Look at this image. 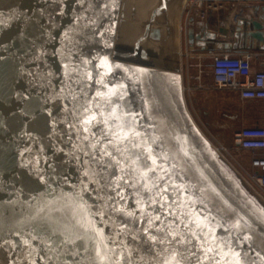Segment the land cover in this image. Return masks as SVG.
<instances>
[{
	"label": "water",
	"instance_id": "1",
	"mask_svg": "<svg viewBox=\"0 0 264 264\" xmlns=\"http://www.w3.org/2000/svg\"><path fill=\"white\" fill-rule=\"evenodd\" d=\"M184 4L185 0H0V264H29L26 246L15 231L26 234L41 217L68 219L72 208L61 197L88 183L82 162L89 157L78 150L79 141L64 120L65 116L72 120L73 95L79 104L85 95L91 99L102 89L96 83L104 71L97 66V56L108 57L113 65L105 83L127 86L123 100L113 99L137 114V130L146 134L154 154L168 156L165 166L175 165L174 174L186 184L189 197L198 200L196 207L221 222L220 235H226L230 217H245V232L232 230L233 239L250 235L241 246L245 264H264V201L187 107L181 75ZM257 11L261 14L256 18H236L230 40L204 29L190 30V48L231 51L245 48V40H256L264 49V5L255 7ZM85 59L92 63L84 65ZM86 71L93 74L92 80L85 79ZM49 111L58 123L53 124ZM100 127L93 130L99 134ZM35 157L40 160L39 173L35 164L28 163ZM158 162L165 164L162 158ZM93 188L89 184L83 191V200L94 206L90 209L94 222L110 235L115 232L113 222L128 223L120 240L134 249L135 264H159L166 248L179 247L183 252L185 246L175 241L152 242L140 231L139 221L131 223L122 214L110 220L96 217L101 200ZM152 232L163 238V233ZM4 241H15L17 246ZM33 243L43 247L38 240ZM185 261L195 264L196 257L185 253Z\"/></svg>",
	"mask_w": 264,
	"mask_h": 264
},
{
	"label": "snow or ice",
	"instance_id": "2",
	"mask_svg": "<svg viewBox=\"0 0 264 264\" xmlns=\"http://www.w3.org/2000/svg\"><path fill=\"white\" fill-rule=\"evenodd\" d=\"M103 7L107 8L108 5ZM79 19L77 17V22ZM89 23L95 21L90 20ZM100 35L103 36V33ZM65 36L67 38V33ZM96 59L99 60L97 66L104 70L96 80L103 90L97 89L91 99L85 95L79 104L73 95V107L69 112L72 120L68 121L67 116L64 120L79 141L76 145L78 150L89 157L82 162L84 178L88 183H82L80 191L61 197L72 208L68 219L41 217V222L32 225L26 234L15 231L14 234L21 237L26 246L29 264H37L36 257L46 264H135L132 259L134 249L127 246L126 240H120L128 229V223L121 221L117 225L113 222L115 232L110 235L94 222L90 210L94 206L87 205L83 200V191L89 184L95 185L92 190L101 200L96 217L110 220L112 215L122 214L131 223L139 221L140 231L147 234L152 242L171 245L175 241L177 245L185 246L183 252L179 247L164 249L161 253L164 259L159 264H186L185 253L196 257L195 264H245L241 246L251 236L245 234L240 238L237 235L233 239L232 230L245 232L248 220L239 215L234 219L230 217L226 235L218 234L217 228L222 227L221 222L211 212L205 215L203 207H196L198 200L189 197L186 184L179 182L180 177L174 174L175 165L165 166L168 156L154 154L152 143L145 138L146 134L137 130V114L122 109L113 99L123 100L127 95V86L105 83V77L113 69L111 61L108 57L97 56ZM82 63L89 65L92 61L85 59ZM68 68L69 65L65 64V75L70 78ZM139 71L143 72L142 69ZM84 77L92 80L93 74L86 71ZM48 115L53 124L59 122L51 111ZM98 126H102L99 134L93 130ZM24 151L30 150L26 148ZM161 158L165 164L158 162ZM28 163L35 164L39 173V157ZM40 178L44 179L43 176ZM153 229L163 233V238L154 235ZM37 240L43 245L42 248L33 243ZM4 243L17 246L15 241ZM68 255L80 259L65 260L64 257Z\"/></svg>",
	"mask_w": 264,
	"mask_h": 264
},
{
	"label": "built area",
	"instance_id": "3",
	"mask_svg": "<svg viewBox=\"0 0 264 264\" xmlns=\"http://www.w3.org/2000/svg\"><path fill=\"white\" fill-rule=\"evenodd\" d=\"M227 0H185L181 33H184L186 46L188 33L197 16L205 20L208 12L213 8L223 7ZM253 4L264 3V0H232ZM205 58L210 59L211 87L235 92L243 100H264V65L262 69L253 70L254 53L252 51L229 52L203 51ZM190 56L191 52L183 53ZM264 64V63H263ZM234 145L238 149L252 152L250 157V169H243L242 177L247 185L255 190L264 199V127L249 125L238 129L233 137ZM222 148L227 150L226 147Z\"/></svg>",
	"mask_w": 264,
	"mask_h": 264
},
{
	"label": "rangeland",
	"instance_id": "4",
	"mask_svg": "<svg viewBox=\"0 0 264 264\" xmlns=\"http://www.w3.org/2000/svg\"><path fill=\"white\" fill-rule=\"evenodd\" d=\"M182 52H186L184 33ZM209 64V58L199 57L195 52H191L190 56L182 55L181 75L187 107L202 131L242 176L243 170L235 163L234 157H242L244 154L231 149L234 146V133L240 129L239 123L236 124L233 117L235 120L241 119L242 114L252 112L254 106L240 107L231 91L212 88ZM253 191L264 201L255 190Z\"/></svg>",
	"mask_w": 264,
	"mask_h": 264
},
{
	"label": "crops",
	"instance_id": "5",
	"mask_svg": "<svg viewBox=\"0 0 264 264\" xmlns=\"http://www.w3.org/2000/svg\"><path fill=\"white\" fill-rule=\"evenodd\" d=\"M264 3L256 2L253 4H246L245 2H233L232 0H227L223 7L213 8L208 12V15L205 20H201L197 16L192 22L191 28L195 33H201L204 30L211 31L217 33V37L223 40H230V32L232 26L235 24V20L238 16H243L246 19L256 18L261 14V11L254 12L255 7H261ZM219 28L225 29L226 32L219 33ZM245 48L239 50H231L229 52H241V51H252L254 53L253 70L257 71L262 69L264 63V49L258 46L256 40H245ZM197 48V46L195 45ZM186 51L195 52L196 55L204 56L203 51L193 50L190 48L189 44L186 46ZM184 52V51H183ZM182 52V55H183ZM233 93L234 98L236 99V103L240 107L245 106H254V110L246 115L242 114L241 119H234V122L239 123L240 128L249 125H260L264 127V100H243L241 99L237 93ZM232 151L243 153L244 156L235 155L234 161L243 169H250V157L252 152L249 150L238 149L235 145L232 146Z\"/></svg>",
	"mask_w": 264,
	"mask_h": 264
}]
</instances>
